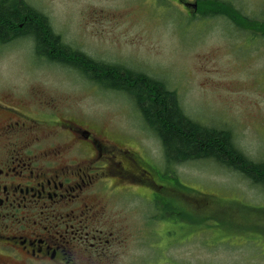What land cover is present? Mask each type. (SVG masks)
I'll use <instances>...</instances> for the list:
<instances>
[{"label": "rangeland", "instance_id": "374dc122", "mask_svg": "<svg viewBox=\"0 0 264 264\" xmlns=\"http://www.w3.org/2000/svg\"><path fill=\"white\" fill-rule=\"evenodd\" d=\"M196 1L26 0L66 45L99 63L164 82L189 118L230 131L241 153L262 162L264 34L246 33L224 17L202 21L197 13L189 15ZM223 1L264 22V0ZM0 90L33 117L52 107L120 148L138 152L159 168L164 190L186 205L192 224L184 223H191L184 211L179 229L162 215L158 224L147 225L155 208L146 202H118L116 232L122 227L129 237L119 264H264V189L211 160L167 163L161 143L125 93L37 59L34 41L26 38L0 45ZM162 206L157 205L161 214ZM140 226L142 234L133 235ZM152 230L159 231L158 246Z\"/></svg>", "mask_w": 264, "mask_h": 264}, {"label": "flooded vegetation", "instance_id": "af4514ba", "mask_svg": "<svg viewBox=\"0 0 264 264\" xmlns=\"http://www.w3.org/2000/svg\"><path fill=\"white\" fill-rule=\"evenodd\" d=\"M15 101L0 90V264H119L129 237L122 227L116 232L121 214L114 207L129 199L155 208L147 225L158 224L160 215L179 229L192 224L186 205L159 184V168L138 152L60 110L48 107L33 117ZM142 232L140 226L133 235ZM158 232L150 234L157 246Z\"/></svg>", "mask_w": 264, "mask_h": 264}, {"label": "trees", "instance_id": "16d2710c", "mask_svg": "<svg viewBox=\"0 0 264 264\" xmlns=\"http://www.w3.org/2000/svg\"><path fill=\"white\" fill-rule=\"evenodd\" d=\"M195 3L202 21L224 17L246 33L264 34V22L245 16L232 3L223 0ZM23 38L34 41L37 59L66 66L94 84L128 95L146 129L161 143L167 163L211 160L264 189V161L254 162L241 153L230 131L208 128L189 118L183 113L176 93L168 90L164 82L141 72L99 63L66 45L52 30L48 18L26 0H0V45Z\"/></svg>", "mask_w": 264, "mask_h": 264}, {"label": "bare ground", "instance_id": "6f19581e", "mask_svg": "<svg viewBox=\"0 0 264 264\" xmlns=\"http://www.w3.org/2000/svg\"><path fill=\"white\" fill-rule=\"evenodd\" d=\"M24 112V111H23Z\"/></svg>", "mask_w": 264, "mask_h": 264}]
</instances>
